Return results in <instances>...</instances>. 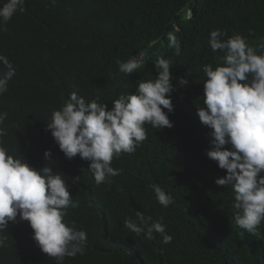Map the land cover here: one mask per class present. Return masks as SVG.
I'll list each match as a JSON object with an SVG mask.
<instances>
[{
    "label": "trees",
    "instance_id": "16d2710c",
    "mask_svg": "<svg viewBox=\"0 0 264 264\" xmlns=\"http://www.w3.org/2000/svg\"><path fill=\"white\" fill-rule=\"evenodd\" d=\"M23 8L0 26V54L16 70L0 95V111L8 113L0 140L32 168L49 166L62 174L79 201L65 221L87 233V245L83 255L65 257L63 264H264V221L262 238L235 224L234 192L215 183L226 170L207 157L211 129L197 115L204 107L203 66L222 65L223 53L212 52L209 33L220 29L227 34L221 39L238 33L250 46L264 45V0H57L55 6L25 0ZM169 32L180 41L179 56L169 47ZM146 50L133 73L120 70L121 62ZM161 56L172 61L173 126L146 124L147 139L136 151L113 159L121 174L97 185L90 161L66 158L46 124L74 90L110 110L119 95L134 94L138 82L155 79ZM182 77L188 85H179ZM46 150L51 163L43 157ZM153 184L172 197L167 208L157 202ZM136 211L160 221L172 241L128 230L124 221L135 219ZM3 235L0 264H56L19 215Z\"/></svg>",
    "mask_w": 264,
    "mask_h": 264
},
{
    "label": "clouds",
    "instance_id": "9594fccd",
    "mask_svg": "<svg viewBox=\"0 0 264 264\" xmlns=\"http://www.w3.org/2000/svg\"><path fill=\"white\" fill-rule=\"evenodd\" d=\"M49 2L55 6L57 0ZM24 4L25 0H6L0 5V26L18 11L23 12ZM226 35L220 29L209 33L212 52L223 53L222 65L215 69L210 64L203 66L204 107L197 108V115L211 129L212 147L206 152L207 157L226 170V175L215 183L231 186L234 192L235 224L262 238L259 226L264 221V45L250 46L238 33L221 39ZM167 38L169 47L179 56L180 41L171 32ZM0 64L4 66L0 69V95H3L16 70L2 54ZM140 66L136 59L119 65L126 74ZM171 67V60L158 57L154 63L158 73L155 79L138 82L134 94L119 95L110 110L98 98L86 101L74 90L62 107L52 112L46 128L66 158L79 155L90 161L89 169L97 185L110 184L112 177L121 174V169L111 166L112 161L122 153L136 151L147 139L146 124L156 129L173 126L168 119V113L173 111L169 95L174 90ZM178 82L186 86L189 80L182 77ZM7 115L0 111V138L6 135L3 125ZM225 145H231V149ZM43 157L51 163L50 150ZM152 190L162 207L173 203L172 197L158 185L153 184ZM77 207L79 201L73 200L62 174L53 172L49 166L32 168L23 158L10 155L0 140V248L6 246L7 237L3 233L7 224L19 215L29 223L41 251L54 258L56 264H63L65 257L83 255L87 233L78 229L74 221H65L68 209ZM124 226L137 236L143 234L151 240L157 233L164 244L172 241L160 221H152L140 211L135 212V219H125Z\"/></svg>",
    "mask_w": 264,
    "mask_h": 264
},
{
    "label": "rangeland",
    "instance_id": "374dc122",
    "mask_svg": "<svg viewBox=\"0 0 264 264\" xmlns=\"http://www.w3.org/2000/svg\"><path fill=\"white\" fill-rule=\"evenodd\" d=\"M152 48H154V46H152ZM151 48V49H152ZM148 51L149 50H146V51H143V52H141L139 55H137V56H143V58L146 56V54H148Z\"/></svg>",
    "mask_w": 264,
    "mask_h": 264
},
{
    "label": "bare ground",
    "instance_id": "6f19581e",
    "mask_svg": "<svg viewBox=\"0 0 264 264\" xmlns=\"http://www.w3.org/2000/svg\"><path fill=\"white\" fill-rule=\"evenodd\" d=\"M136 59L139 60L141 62V64L143 63V56H136L134 58H132L131 60Z\"/></svg>",
    "mask_w": 264,
    "mask_h": 264
}]
</instances>
